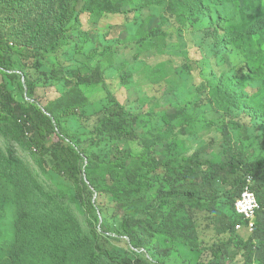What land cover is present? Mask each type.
<instances>
[{"label":"rangeland","instance_id":"obj_1","mask_svg":"<svg viewBox=\"0 0 264 264\" xmlns=\"http://www.w3.org/2000/svg\"><path fill=\"white\" fill-rule=\"evenodd\" d=\"M246 1L204 0L205 17L191 18L183 15L177 0H160L141 10L131 5L123 8L121 14L100 15L92 11L91 5L79 3L70 25L79 34L75 42L70 40L67 44L74 49L80 43V52L72 61L47 53L44 70L56 67L72 73L81 68L83 73L88 67L99 73L102 83L72 89L64 88L62 81L46 86L41 83L34 100L60 117L62 128L79 133V148L83 152L101 141L96 140L94 124L104 107L114 101L128 112L140 115L139 140L130 144L136 154L150 144L163 156L171 152L190 155L207 147L209 154L204 158L226 162L223 149H219L229 145L222 131L229 125L232 143L241 141L242 151L249 160L256 161L264 152V34L228 45L222 41L224 30L230 31L233 25L238 28L249 13ZM47 2L0 0V32L4 38L22 45L48 46L52 20L47 24L49 18H45L52 5ZM214 29L219 30V38L207 35L208 30ZM28 78L37 83L40 73L30 71ZM220 82L238 96L245 110L223 113L217 109L216 88ZM67 109L70 113L62 117ZM232 122L248 124L251 133L240 135L238 130L233 131ZM0 148L5 154L13 153L37 180L43 190L37 203L42 215L56 216L55 206H60L78 224L81 237L95 241L90 234L94 221L85 217L73 186L52 170L43 169L41 160L50 164V157L42 158L25 147L17 131L1 119ZM93 168L108 177L105 166ZM230 180L234 185L236 177ZM216 186L223 197L218 207L231 214L233 207L226 193L229 188L222 187L220 180ZM14 196L0 173V262L16 234L18 209ZM105 201L112 205L108 199ZM166 212L163 228L157 234L163 244L162 264H203L201 252L206 247L230 239L229 235L218 236L215 219L204 206L176 205ZM236 237L240 243L249 235L242 231ZM100 243L115 257L126 255L159 264L154 263L152 251L133 248L117 233L112 221L101 234ZM94 256L98 257L97 264L115 263L98 253ZM36 264L50 263L38 259ZM232 264H241L240 259Z\"/></svg>","mask_w":264,"mask_h":264},{"label":"trees","instance_id":"obj_2","mask_svg":"<svg viewBox=\"0 0 264 264\" xmlns=\"http://www.w3.org/2000/svg\"><path fill=\"white\" fill-rule=\"evenodd\" d=\"M159 1L48 0L47 3L52 5V11L45 18H49L47 24L52 20V39L48 46L13 43L0 32V119L17 131L25 147L36 151L42 158L50 157V164L41 160L43 169L52 170L73 186L85 217L94 221L90 224V234L95 240L91 243L88 238L81 237L78 224L60 206H55L58 217L42 215L37 203L43 190L37 180L13 153L5 154L0 148V173L14 192L18 209L14 242L7 248L5 259L0 264H36L38 259L50 264H97L96 253L114 264H153L143 258L113 256L100 243L109 221L115 223L117 233L133 248L152 251L156 257L154 263L162 264L163 244L157 234L163 228L166 210L176 205L204 206L215 219L218 236H230L228 241L215 242L201 252L203 264H232L236 258L241 264H264V152L256 161L249 160L241 149V141L232 143L229 125L222 130L229 145L219 149H223L226 162L204 158L209 154L207 147L190 155L171 152L163 156L150 144L136 154L130 144L139 140L140 115L132 114L120 103L112 101L104 107L94 124L98 133L96 140L101 141L83 152L79 148V133L62 128L61 118L34 100L41 83L46 86L62 81L64 88L71 89L82 84L102 83L99 73L88 67L83 73L81 68L72 73L56 67L44 70L43 59L47 53L57 55L60 60L72 61L80 52V43H76L74 49L67 44L70 40L75 42L79 34L70 27L79 3L91 5L92 11L100 15L121 14L123 8L131 5L137 7L135 10H141ZM262 1H246L249 13L244 15L242 23L236 29L233 25L230 31L224 30L222 41L226 45L264 34ZM177 2L187 18L205 17L204 0ZM207 35L219 38V30H208ZM33 70L40 73L37 83L28 78ZM216 89L219 111L245 110L238 96L223 83L220 82ZM69 113L70 110H65L62 117ZM232 123L233 131L238 130L240 135L251 133L248 124ZM93 165L105 166L108 177L102 173L101 176ZM249 176L255 179L253 190L262 205L253 233L248 227L237 229L238 225L246 224L245 217L237 212L236 203ZM231 177H236L234 185ZM217 180L221 181L222 187L229 188L226 193L233 207L231 214L218 207L223 197L216 186ZM107 199L111 206L106 204ZM242 231L247 232L249 238L237 243L236 235Z\"/></svg>","mask_w":264,"mask_h":264},{"label":"built area","instance_id":"obj_3","mask_svg":"<svg viewBox=\"0 0 264 264\" xmlns=\"http://www.w3.org/2000/svg\"><path fill=\"white\" fill-rule=\"evenodd\" d=\"M255 179L252 176L247 178L245 190L241 198L236 203L237 212L245 217L246 224L237 226L238 230L248 227V230L253 233L257 227L258 212L261 210L262 205L259 201L257 194L253 190Z\"/></svg>","mask_w":264,"mask_h":264}]
</instances>
